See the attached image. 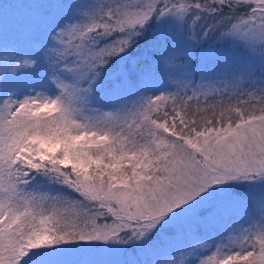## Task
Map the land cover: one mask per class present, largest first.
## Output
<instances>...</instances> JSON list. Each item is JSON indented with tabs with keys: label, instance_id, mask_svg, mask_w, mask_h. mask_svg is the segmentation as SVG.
<instances>
[{
	"label": "snow or ice",
	"instance_id": "obj_1",
	"mask_svg": "<svg viewBox=\"0 0 264 264\" xmlns=\"http://www.w3.org/2000/svg\"><path fill=\"white\" fill-rule=\"evenodd\" d=\"M0 264H264V0L0 25Z\"/></svg>",
	"mask_w": 264,
	"mask_h": 264
},
{
	"label": "rangeland",
	"instance_id": "obj_2",
	"mask_svg": "<svg viewBox=\"0 0 264 264\" xmlns=\"http://www.w3.org/2000/svg\"><path fill=\"white\" fill-rule=\"evenodd\" d=\"M29 3H32L30 0ZM35 10L31 9H15L8 10V8L0 9V25L3 26L4 30L9 34H13L21 24H27L35 18Z\"/></svg>",
	"mask_w": 264,
	"mask_h": 264
},
{
	"label": "trees",
	"instance_id": "obj_3",
	"mask_svg": "<svg viewBox=\"0 0 264 264\" xmlns=\"http://www.w3.org/2000/svg\"><path fill=\"white\" fill-rule=\"evenodd\" d=\"M29 2L30 0H0V9L8 8V10L12 11L21 8L36 11L39 5L43 2V0H32V3ZM201 103H203V98H201Z\"/></svg>",
	"mask_w": 264,
	"mask_h": 264
},
{
	"label": "clouds",
	"instance_id": "obj_4",
	"mask_svg": "<svg viewBox=\"0 0 264 264\" xmlns=\"http://www.w3.org/2000/svg\"><path fill=\"white\" fill-rule=\"evenodd\" d=\"M22 63H23V61H22ZM29 66H31V64H29Z\"/></svg>",
	"mask_w": 264,
	"mask_h": 264
}]
</instances>
